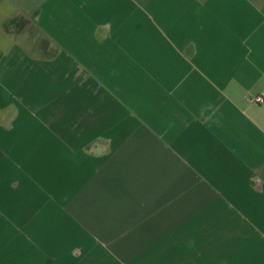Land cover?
Listing matches in <instances>:
<instances>
[{
	"label": "crops",
	"instance_id": "0c3cea01",
	"mask_svg": "<svg viewBox=\"0 0 264 264\" xmlns=\"http://www.w3.org/2000/svg\"><path fill=\"white\" fill-rule=\"evenodd\" d=\"M262 94L264 0H0V264H264Z\"/></svg>",
	"mask_w": 264,
	"mask_h": 264
},
{
	"label": "built area",
	"instance_id": "2783aa9c",
	"mask_svg": "<svg viewBox=\"0 0 264 264\" xmlns=\"http://www.w3.org/2000/svg\"><path fill=\"white\" fill-rule=\"evenodd\" d=\"M249 99L253 104H256V105L264 104V94L256 96V97H250Z\"/></svg>",
	"mask_w": 264,
	"mask_h": 264
},
{
	"label": "trees",
	"instance_id": "16d2710c",
	"mask_svg": "<svg viewBox=\"0 0 264 264\" xmlns=\"http://www.w3.org/2000/svg\"><path fill=\"white\" fill-rule=\"evenodd\" d=\"M19 23H21V22H19Z\"/></svg>",
	"mask_w": 264,
	"mask_h": 264
}]
</instances>
